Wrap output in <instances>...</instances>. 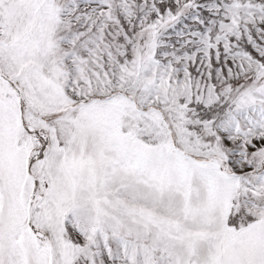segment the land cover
Wrapping results in <instances>:
<instances>
[{
	"label": "snow or ice",
	"instance_id": "1",
	"mask_svg": "<svg viewBox=\"0 0 264 264\" xmlns=\"http://www.w3.org/2000/svg\"><path fill=\"white\" fill-rule=\"evenodd\" d=\"M0 264H264V0H0Z\"/></svg>",
	"mask_w": 264,
	"mask_h": 264
}]
</instances>
